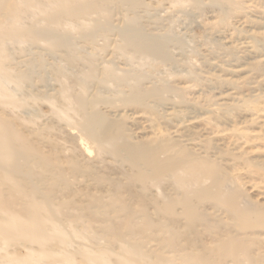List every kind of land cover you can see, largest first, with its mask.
<instances>
[{
  "label": "rangeland",
  "instance_id": "rangeland-1",
  "mask_svg": "<svg viewBox=\"0 0 264 264\" xmlns=\"http://www.w3.org/2000/svg\"><path fill=\"white\" fill-rule=\"evenodd\" d=\"M0 89L23 139L0 217L51 238L0 221V264H264V0H0ZM90 117L113 125L101 153ZM192 158L208 169L179 189L169 165Z\"/></svg>",
  "mask_w": 264,
  "mask_h": 264
},
{
  "label": "bare ground",
  "instance_id": "bare-ground-1",
  "mask_svg": "<svg viewBox=\"0 0 264 264\" xmlns=\"http://www.w3.org/2000/svg\"><path fill=\"white\" fill-rule=\"evenodd\" d=\"M58 112H59L60 117H64V118H66V120H68V118H70L64 109L59 108ZM92 122H93V118L92 117L88 118L84 123L83 130H86L87 132H89V134L92 136V138H94V141L97 143V144H95V145H97V147H96L97 153H99L101 151L100 148L102 147V145H105V142H110L111 140L115 139L113 125L109 124V123L108 124L107 123H101L100 128H94V126H93L94 123H92ZM9 130H11V129L8 128L7 124L2 119H0V159H3L8 164L11 163L10 162L11 159L14 160V158H13L14 152L12 150V147H13L12 145H14L15 143H18V142L22 144V142H23L22 137L18 134L17 135L13 134L14 136H11V135L9 136V134H8ZM145 144H146V142H145ZM52 145H54L58 148V146L56 144L52 143ZM147 145H149V144L147 143ZM76 146L79 150H81V152L83 154L84 153L88 154V152L91 150V146L87 144V141H85L81 135L78 136ZM134 147H136V146H134ZM117 149H119V147ZM146 149H148V148H146ZM137 151H141V149L137 148ZM116 152H117V150H116ZM147 153H150L149 154L150 166L154 169L155 172L157 171L154 178L159 179L160 178L159 176H161V174L160 175H157V174L159 171H161V169H162V171L164 170L167 163L164 161L160 162L159 159L155 157V154H154L155 152H151V151L148 152V150H147ZM42 160H45V158H43ZM207 163H208L207 160L202 159V158H200V159L192 158V159H188L186 162H175V163H172L169 165V168H168L169 174L173 177L174 182L179 189L180 188L186 189L188 187L189 183H191L193 180L196 181V179L198 178L199 173L202 169H208L209 164H207ZM2 172L3 171L0 170V173H2ZM141 177L146 178L145 175H142V174H141ZM147 178H148V176H147ZM231 191L232 190L228 191V193L230 194L228 196V197H230L229 201L232 204L231 205L232 207H236V206H238V203H237L238 196L236 197V194L231 192ZM248 204L250 205V203H248ZM248 208H251V207L248 206ZM242 213H244V211ZM36 215L33 212H24L23 213L21 210L10 211L9 215H7L6 217L1 216L0 221L1 222L3 221L6 223L5 227H4L5 233H7L9 235H11V234L19 235L21 237H24L28 241L38 242L41 245L42 252L44 253V252H46V250L43 249V247H44V245H46L48 243V241L51 238L49 237V235L46 231L47 229H44V230L39 229L40 225L42 223L41 222L42 220H40L39 216H36ZM52 224H54V223L52 222ZM52 229L57 230L58 226L56 224H54L52 226ZM35 253H38L37 250H35L33 248H28L24 257L28 258ZM185 260H190V256H187L185 258ZM70 262L72 264L71 260H70ZM24 264H33V263L25 260Z\"/></svg>",
  "mask_w": 264,
  "mask_h": 264
}]
</instances>
